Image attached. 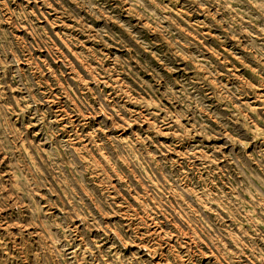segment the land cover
Returning <instances> with one entry per match:
<instances>
[{
  "label": "rangeland",
  "instance_id": "obj_1",
  "mask_svg": "<svg viewBox=\"0 0 264 264\" xmlns=\"http://www.w3.org/2000/svg\"><path fill=\"white\" fill-rule=\"evenodd\" d=\"M154 263L264 264V0H0V264Z\"/></svg>",
  "mask_w": 264,
  "mask_h": 264
},
{
  "label": "bare ground",
  "instance_id": "obj_2",
  "mask_svg": "<svg viewBox=\"0 0 264 264\" xmlns=\"http://www.w3.org/2000/svg\"><path fill=\"white\" fill-rule=\"evenodd\" d=\"M80 147V146H79ZM183 263V262H182ZM155 264V263H154Z\"/></svg>",
  "mask_w": 264,
  "mask_h": 264
}]
</instances>
